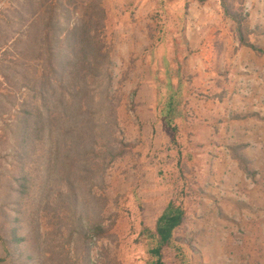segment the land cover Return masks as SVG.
Segmentation results:
<instances>
[{
  "label": "rangeland",
  "instance_id": "374dc122",
  "mask_svg": "<svg viewBox=\"0 0 264 264\" xmlns=\"http://www.w3.org/2000/svg\"><path fill=\"white\" fill-rule=\"evenodd\" d=\"M226 4L0 0V264H154L170 202L184 217L163 264H264V0ZM77 26L101 87L91 61L67 78ZM25 111L39 126L19 156ZM71 205L103 234L84 241Z\"/></svg>",
  "mask_w": 264,
  "mask_h": 264
},
{
  "label": "trees",
  "instance_id": "16d2710c",
  "mask_svg": "<svg viewBox=\"0 0 264 264\" xmlns=\"http://www.w3.org/2000/svg\"><path fill=\"white\" fill-rule=\"evenodd\" d=\"M223 7H224V11L226 14H229L228 8H227V4H226V0H220ZM236 18V17H235ZM237 19V31L241 37V41L243 40V36H242V25L239 21V18ZM81 28V27H80ZM77 27H75V30L73 31L72 35L74 36V40L76 38V36L78 37L77 39V43H78V49L76 50V52H73V56H72V62L70 65V71L67 75V78L69 80H71L72 76H74L79 69L82 68H87L89 61H91V65L89 68H93V72L94 69L96 70L95 75L97 76H101L100 78H98V81H96V85L97 86H102V83L105 82L104 79L110 80L109 76H108V72H107V68H108V64H105V68L103 67V64H99L97 62V58L96 56H98L101 52L100 48L97 47H92L90 45V43L85 42L86 38L83 37V31L82 29H80ZM76 42V40H75ZM86 43V44H85ZM247 43L251 48L256 49L255 46H253L252 44H250L249 42H245ZM259 51L264 53L263 49H259ZM79 52V54H78ZM95 57V58H91ZM90 57V60H89ZM104 57V56H103ZM95 59V62L92 60ZM107 59V56H106ZM93 65V66H92ZM97 65H100L98 67H96ZM81 87H78L76 89V93L80 92V96L78 98V100H80L79 104H81V100H82V96L81 94L83 93L84 95L88 92L87 90V83H80ZM105 88V87H104ZM105 90V89H104ZM108 89L106 88L105 91H107ZM108 95V94H107ZM76 104V102H75ZM94 105V102L92 103ZM36 119H34L33 113L30 111H25L23 117L21 118L20 122H21V126L19 127L18 132L16 133V137L18 138V153L17 155H23L25 153V149H24V141L27 140L29 141L28 144H30L31 140L33 139L34 136V131L35 129H38L37 127H33L38 121H35ZM94 120L92 118H90L88 115H84L83 117L81 116L79 119H77L75 121L77 128H76V135H78L81 138V145L84 142H87L85 145H82L83 150L85 152H89L91 151L92 153L94 152L93 150H85V147L88 145V142L90 139H92V134L90 132L91 129V125L94 123ZM42 122V121H41ZM78 123V124H77ZM80 125V126H78ZM38 126H39V122H38ZM84 129L86 131V133L84 134L83 130ZM90 137V138H89ZM92 140H90L91 142ZM109 150L112 152V149L109 148ZM96 155V154H95ZM84 169V168H83ZM16 181L19 183V189L22 190L25 186V181H27V174L22 173L20 174V176L15 177L14 178ZM69 195V194H68ZM66 200V199H65ZM73 201V199H72ZM78 207L75 206L74 208L72 207V205L70 206V213H72V230L74 228H78L79 233L81 234V237L83 238L84 241H86L87 239L90 238V236L92 235H102L104 232V228L101 225L95 224L96 220H93L92 223H90L89 225H83L80 221L83 217H85L86 219H88V215L86 214V212H84L83 210L81 211L80 215H77V213H75V211H78ZM183 217H184V212L183 209L180 206H175L172 202L168 203V205L164 208V210L162 211V213L160 214V216L157 219L156 222V228H155V232H156V242H157V246L155 248H153V250H151V252L154 254L155 257V262L154 264H163V262L161 261V249L165 246H173L175 243V237H174V232L175 229L180 225V223L183 221ZM9 234L11 235V239L9 241V244L12 243H16L22 240V238H18L17 234L15 232V229H12L11 232H9ZM176 248L178 249V251L183 250V246L182 245H175ZM89 248L86 249V253H88ZM87 256V255H86Z\"/></svg>",
  "mask_w": 264,
  "mask_h": 264
},
{
  "label": "crops",
  "instance_id": "0c3cea01",
  "mask_svg": "<svg viewBox=\"0 0 264 264\" xmlns=\"http://www.w3.org/2000/svg\"><path fill=\"white\" fill-rule=\"evenodd\" d=\"M189 9L191 10L192 8H190V6H189ZM190 10H189V11H190Z\"/></svg>",
  "mask_w": 264,
  "mask_h": 264
}]
</instances>
